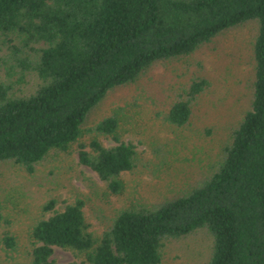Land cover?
Masks as SVG:
<instances>
[{
  "label": "trees",
  "instance_id": "16d2710c",
  "mask_svg": "<svg viewBox=\"0 0 264 264\" xmlns=\"http://www.w3.org/2000/svg\"><path fill=\"white\" fill-rule=\"evenodd\" d=\"M248 20L258 23L250 105L206 179L119 211L100 234L90 230L82 199L60 208L50 199L29 230L30 264H162L168 241L198 229L212 238L206 264H264V0H0V163L31 173L51 151L75 152L114 194L139 151L120 138V113L84 128L90 110L153 65L188 57ZM209 86L206 76L190 78L166 120L188 124ZM1 239L16 248L12 233ZM55 247L76 259L55 262Z\"/></svg>",
  "mask_w": 264,
  "mask_h": 264
},
{
  "label": "rangeland",
  "instance_id": "374dc122",
  "mask_svg": "<svg viewBox=\"0 0 264 264\" xmlns=\"http://www.w3.org/2000/svg\"><path fill=\"white\" fill-rule=\"evenodd\" d=\"M257 31L255 20L233 26L188 57L159 62L135 83L112 89L90 110L84 128L120 113L119 136L134 142L139 151L136 168L120 176L121 192L111 193L94 171L78 162L75 152L51 151L31 173L1 162L0 264H30L29 230L47 215L42 207L50 199L57 208L82 199L90 230L100 234L119 211L157 204L202 183L220 159L230 128L250 105ZM197 76H206L210 86L193 102L188 124H170L165 114L182 92L180 86ZM90 135L87 132L83 140ZM99 139L104 145L115 143ZM5 232L16 237V248L3 244ZM211 245L206 229L195 230L166 243L162 264H206ZM52 259L68 262L76 256L55 247Z\"/></svg>",
  "mask_w": 264,
  "mask_h": 264
}]
</instances>
